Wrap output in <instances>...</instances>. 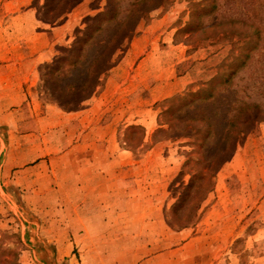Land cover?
I'll use <instances>...</instances> for the list:
<instances>
[{
	"label": "rangeland",
	"instance_id": "rangeland-1",
	"mask_svg": "<svg viewBox=\"0 0 264 264\" xmlns=\"http://www.w3.org/2000/svg\"><path fill=\"white\" fill-rule=\"evenodd\" d=\"M135 1L121 4L122 28L140 20L119 64L88 101L65 111L47 99L42 66L60 48L71 47L76 28L104 11L107 1L82 0L54 23H44L39 8L46 0H0V46H9L10 24L11 42L28 46L19 56L35 45L25 42L30 36L47 57L36 84L26 87L25 103L0 109L1 249L17 250L20 264H264V120L240 136L233 157L216 174L214 191L185 227H173L169 213L175 190L191 179V171L181 173L191 148L155 139L160 103L207 80L239 51L223 34H206L255 23L264 33V1L219 0L216 13L202 16L196 7L194 17L192 5L201 0L160 6ZM50 2L53 8L58 0ZM201 21L205 32L194 29ZM112 31L106 29L101 40ZM97 49H88L70 81L84 77ZM217 93L186 112L213 117L220 133L210 143L211 153L244 103L258 105L249 117L264 119V39L234 83L219 86ZM188 121L181 117L176 125ZM133 123L145 127V137L130 148L125 137Z\"/></svg>",
	"mask_w": 264,
	"mask_h": 264
},
{
	"label": "trees",
	"instance_id": "trees-1",
	"mask_svg": "<svg viewBox=\"0 0 264 264\" xmlns=\"http://www.w3.org/2000/svg\"><path fill=\"white\" fill-rule=\"evenodd\" d=\"M82 0H58L55 7L50 0H46L43 7L39 8V20L44 23H54L64 14L68 13ZM107 5L104 11L94 16H87L83 20V28L75 30V40L71 47L60 48V53L51 62H45L42 66L43 90L50 102L58 104L65 111H73L88 101L97 90L103 85L105 77L116 67L121 59V52L136 35L137 25L140 17L136 19L133 26L124 27V20L121 19V4L123 0H106ZM148 0H137V5L146 3ZM156 6L164 5L170 0H151ZM264 1V0H261ZM194 10L199 7L202 16H210L220 8L219 0H201L193 3ZM49 7L51 11H49ZM45 8L42 12L40 9ZM198 12V11H197ZM196 13V12H195ZM260 14L256 12V17ZM194 19V18H193ZM234 22V21H232ZM191 22L189 23V25ZM256 24V23H255ZM251 25L250 29H230L216 33H208L206 37H218L219 34L232 41V49H239L236 55L231 54L232 61L227 63L225 68L216 66V72L207 80L191 86L184 93L176 94L163 100L160 103L159 114L160 126L155 132V139H171L181 141L180 146H189L186 151V161L181 173L191 171V179L188 184H182L176 191L177 201L169 213V223L173 227H185L199 214L202 205L208 199L215 188V177L222 166L233 157L241 135L249 131V126L260 119L258 114L249 117V111L258 109L257 104L244 103L239 111L231 117L224 127L223 142L218 149L211 153L210 143L219 135L213 117L208 114H196L192 117L186 113L191 107L209 103L217 97L219 86L229 87L234 83V76L248 65L252 58L253 50L259 47L264 39L263 29L258 25ZM127 26V25H126ZM111 27V28H110ZM113 27V28H112ZM201 27L205 32L204 22L201 21L194 29ZM246 27V26H244ZM113 30L108 40H101L100 36L106 29ZM247 28V27H246ZM222 32V33H221ZM97 46V54L93 56L88 67L82 74L84 77L70 81L74 71L83 66L88 49ZM69 79V81H68ZM217 115V113H216ZM247 115V117H244ZM189 118L184 125H176L179 118ZM167 125L168 128L164 126ZM125 142L130 148L135 145H142L145 137V127L139 123H133L127 128ZM138 132V139L134 140L129 132ZM192 160H197V165H190ZM18 252L15 249H1L0 264H20Z\"/></svg>",
	"mask_w": 264,
	"mask_h": 264
},
{
	"label": "crops",
	"instance_id": "crops-1",
	"mask_svg": "<svg viewBox=\"0 0 264 264\" xmlns=\"http://www.w3.org/2000/svg\"><path fill=\"white\" fill-rule=\"evenodd\" d=\"M11 28L9 24V46L6 43L0 46L1 112L9 110V104L21 106L25 103L28 98L26 87L36 84L39 79L38 67L42 62L47 60V57H45L46 52H40V49L36 46L37 43L35 42V38L30 36L29 38L25 37L27 38L25 42H32L35 45L32 44L29 46L30 49L27 56H19V53H21L19 50L28 46L23 47V45H15L11 42L13 34V31L10 30ZM28 29H30V27ZM28 32L30 33V31ZM15 53L16 55H14ZM8 54L12 55L6 57ZM90 109H88L89 112Z\"/></svg>",
	"mask_w": 264,
	"mask_h": 264
}]
</instances>
